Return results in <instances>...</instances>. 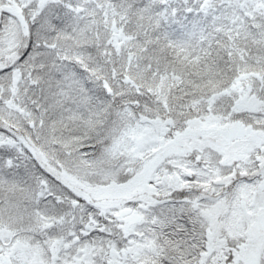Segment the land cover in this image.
<instances>
[{
    "label": "snow or ice",
    "instance_id": "1",
    "mask_svg": "<svg viewBox=\"0 0 264 264\" xmlns=\"http://www.w3.org/2000/svg\"><path fill=\"white\" fill-rule=\"evenodd\" d=\"M0 264H264V0H0Z\"/></svg>",
    "mask_w": 264,
    "mask_h": 264
}]
</instances>
